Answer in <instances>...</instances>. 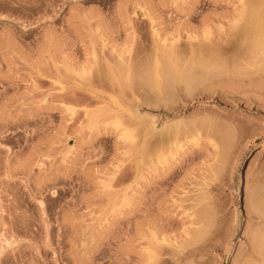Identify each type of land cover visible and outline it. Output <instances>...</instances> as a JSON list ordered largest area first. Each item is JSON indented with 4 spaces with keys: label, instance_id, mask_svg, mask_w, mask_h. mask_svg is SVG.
<instances>
[{
    "label": "rangeland",
    "instance_id": "1",
    "mask_svg": "<svg viewBox=\"0 0 264 264\" xmlns=\"http://www.w3.org/2000/svg\"><path fill=\"white\" fill-rule=\"evenodd\" d=\"M243 4L0 0V264H264V54L205 51Z\"/></svg>",
    "mask_w": 264,
    "mask_h": 264
},
{
    "label": "bare ground",
    "instance_id": "2",
    "mask_svg": "<svg viewBox=\"0 0 264 264\" xmlns=\"http://www.w3.org/2000/svg\"><path fill=\"white\" fill-rule=\"evenodd\" d=\"M247 1H249V0H247ZM246 2V1H245ZM242 3V2H241ZM247 3V2H246ZM244 5V4H243ZM242 5V9L241 10H239V12H237L236 13V15H234L232 18H230L231 16H226V18L224 17V16H222V18L224 19V20H227V21H225L226 23V26H220V27H216V28H218V30L216 29V32L214 31V27H215V25L213 26V23H211L214 19H212V21L211 20H209V23H207V28H206V30H205V40H207L206 42V44H207V49H205V51H206V53H208V55H207V57H208V59L209 60H207V62H208V68H209V70L208 71H210L211 69V67L213 66V64L215 63L216 64V61H218V60H220L219 58H221L222 57V54H225V53H229V50L231 51V49H233L234 50V46L236 45V47H238V44L240 45V43L239 42H242L243 41V39H245V36L248 34L249 36H251V37H249L248 39H249V41L251 42V44H252V46H251V44L249 45V42H247V40L245 41L246 43H248V47H249V51H250V49L252 50V48L253 49H255L254 50V52L256 51V48H257V53H258V55H257V53L255 54V56H260L259 55V52L261 53V54H264V24L262 23V21L260 20V18L261 17H258L257 15H256V13H255V11L253 10V8H252V6L250 5V4H248L249 5V7H248V5L247 4H245L244 6ZM253 5V4H252ZM246 6V7H245ZM251 6V7H250ZM253 7H255V6H253ZM244 9V10H243ZM255 10H256V12H257V8L255 7L254 8ZM258 14H259V12H258ZM259 16H260V14H259ZM264 17V16H263ZM262 17V18H263ZM259 18V19H258ZM211 21V22H210ZM263 22H264V19H263ZM212 24V25H211ZM213 26V27H212ZM251 39V40H250ZM242 44H244V42H242ZM250 46L252 47V48H250ZM259 46V47H258ZM236 47H235V49H236ZM258 48H259V52H258ZM219 49V50H218ZM215 50H217V51H215ZM232 50V51H233ZM216 52V54H214L215 52ZM218 51H223V52H225V53H221V52H219V56L217 55L218 54ZM228 51V52H227ZM250 52H252V51H250ZM221 53V54H220ZM253 53V52H252ZM251 54V53H250ZM221 56V57H220ZM263 56V55H262ZM255 58H257L259 61H260V57L258 58V57H255ZM264 58V57H263ZM249 59H251V56H250V58ZM252 59H253V57H252ZM256 60V59H255ZM222 61V60H221ZM257 61V60H256ZM259 61L257 62V63H259ZM220 62V61H219ZM218 62V63H219ZM248 62V61H247ZM250 62V61H249ZM217 63V64H218ZM223 63V62H222ZM256 63V64H257ZM217 64L215 65V66H217ZM244 64V63H243ZM246 64H249V63H246ZM251 64H253V62L251 61ZM205 65H206V63H205ZM219 65H221V63L219 64ZM218 65V66H219ZM250 65V64H249ZM254 66H255V64H253ZM253 65H252V68H253ZM258 65V64H257ZM204 66V65H203ZM260 66V65H259ZM243 67V66H242ZM251 67V66H250ZM264 66L262 65V67L261 68H263ZM244 68V67H243ZM255 68V67H254ZM260 68V69H261ZM213 69L214 70H216V67H213ZM220 69H222V68H220ZM264 69V68H263ZM258 71H259V69H257ZM262 70V69H261ZM217 71V70H216ZM245 70H242V71H240V73L242 74V72H244ZM253 71V70H252ZM264 71V70H263ZM206 72V71H205ZM211 72H213L212 70H211ZM210 72V73H211ZM232 72V71H231ZM248 72V71H247ZM251 72V71H250ZM261 72V71H260ZM220 73V72H219ZM219 73L217 74V72H216V74L220 77V75H219ZM239 73V72H238ZM239 73V74H240ZM254 73V72H253ZM262 73L263 72H261V76H262ZM188 74H190V73H188ZM206 74V73H205ZM204 74V75H205ZM214 74H215V71H214ZM213 74V75H214ZM245 74H247V73H245ZM208 75L209 76H213L212 74H209V72H208ZM207 75V76H208ZM228 75V73L226 74V76ZM236 75H238V74H234L233 72H232V74H229V76H225L226 78H228L229 79V81H230V79H231V81H233L232 79H233V77L234 78H236L237 76ZM250 75V74H249ZM257 75V74H256ZM189 76V75H188ZM188 76H187V80H188ZM192 76V75H191ZM190 76V77H191ZM206 76V77H207ZM218 76H217V78H218ZM222 77H224L223 75H221ZM242 76H243V74H242ZM251 76H252V74H251ZM255 76V75H254ZM245 77V76H244ZM243 77V78H244ZM247 77H250V76H247ZM208 79H210L209 77H207ZM211 78H213V77H211ZM216 78V79H217ZM221 78V77H220ZM219 78V79H220ZM238 78V80H240L239 78H241V79H243L240 75L237 77ZM251 78V77H250ZM190 79V78H189ZM204 79V78H203ZM214 79V78H213ZM218 79V80H219ZM245 79H247V78H245ZM217 80V82H219ZM225 80V79H224ZM235 80V79H234ZM237 80V79H236ZM205 81H206V79H205ZM212 81V80H211ZM242 81V80H241ZM209 82H210V80H209ZM213 82V81H212ZM216 82V83H217ZM221 82H222V80H221ZM212 84V83H211ZM151 127V126H150ZM198 239V238H197ZM184 250V249H183ZM150 251V250H149ZM179 252V251H178ZM189 252V251H188ZM152 253V252H151ZM184 253V252H183ZM187 253V252H186ZM149 255V254H148ZM154 254L152 253V254H150L149 255V261L151 262V260L154 258V256H153ZM176 256V255H175ZM182 256V255H181ZM155 259V258H154ZM178 261V260H177ZM176 261V262H177ZM150 264H152V263H150Z\"/></svg>",
    "mask_w": 264,
    "mask_h": 264
}]
</instances>
